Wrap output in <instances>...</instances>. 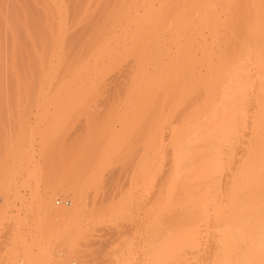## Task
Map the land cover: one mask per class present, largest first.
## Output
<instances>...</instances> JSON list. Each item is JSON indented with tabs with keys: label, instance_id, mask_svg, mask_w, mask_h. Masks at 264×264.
Segmentation results:
<instances>
[{
	"label": "rangeland",
	"instance_id": "obj_1",
	"mask_svg": "<svg viewBox=\"0 0 264 264\" xmlns=\"http://www.w3.org/2000/svg\"><path fill=\"white\" fill-rule=\"evenodd\" d=\"M47 1L0 0V264H264V0Z\"/></svg>",
	"mask_w": 264,
	"mask_h": 264
},
{
	"label": "bare ground",
	"instance_id": "obj_2",
	"mask_svg": "<svg viewBox=\"0 0 264 264\" xmlns=\"http://www.w3.org/2000/svg\"><path fill=\"white\" fill-rule=\"evenodd\" d=\"M45 2H46V4H48V1L47 0H45ZM45 2H43V3H45ZM58 2H60V1H58ZM62 2H64V1H62ZM27 3H30V2H27ZM99 4V3H98ZM25 5H26V2H25ZM41 5H43V4H41ZM40 5V6H41ZM28 5H26V7H27ZM29 6H30V4H29ZM94 6H96V5H94ZM32 7V6H31ZM47 7H49V6H47ZM46 7V9H45V11L48 9ZM155 8V7H154ZM37 9V8H36ZM142 9V8H141ZM39 10H40V8H39ZM89 10H91V9H89ZM139 10V9H138ZM32 12H33V10H31ZM34 11H35V9H34ZM28 12H29V10H28ZM32 12H30L31 13V15L33 16V14H36V13H32ZM37 12V11H36ZM41 14H42V8H41V11H39ZM39 13V14H40ZM46 13V12H45ZM92 13V12H91ZM98 13V12H97ZM96 13V14H97ZM39 14H36V16L34 15V17L33 18H35V17H37V15H39ZM40 14V15H41ZM137 14H138V12H137ZM98 15V14H97ZM42 16V15H41ZM98 17H99V15H98ZM38 18H41V17H38ZM32 19V18H31ZM37 18H35V20H36ZM34 20V21H35ZM33 21V22H34ZM37 21H39V20H37ZM37 21H35L36 22V24H37ZM32 22V23H33ZM140 22V21H139ZM93 25H94V23H92ZM96 26V25H95ZM165 54V53H164ZM166 58V57H165ZM135 60H136V58H134ZM133 60V59H132ZM157 61V60H156ZM161 61V60H160ZM164 61V60H163ZM137 62V61H136ZM168 62V61H167ZM170 62H172V61H170ZM140 63V62H139ZM169 65H177V64H175V62H172V63H166V64H164V63H161V64H159L158 66H160V67H158L159 69H162L163 67H165V66H169ZM92 66V65H91ZM131 66V65H130ZM157 66V65H156ZM103 67V66H102ZM127 67V66H126ZM154 67V66H153ZM157 68V67H156ZM90 69V68H89ZM130 69V68H129ZM134 69V68H133ZM155 69V68H154ZM166 69V68H165ZM92 70V69H91ZM122 70V69H121ZM157 70V69H156ZM169 70V69H168ZM85 71H86V69H85ZM129 71V70H128ZM131 71H132V69H131ZM137 71V70H136ZM158 71V70H157ZM87 72H91L90 70H88V68H87V71L85 72V73H87ZM208 72V71H207ZM78 73V72H77ZM124 73V72H123ZM154 73V72H153ZM164 73V72H163ZM84 74V73H83ZM83 74L81 73V75H82V77H83ZM125 74H126V72H125ZM128 74H130V73H128ZM131 74H132V72H131ZM91 74H88V77L90 76ZM127 75V74H126ZM125 75V76H126ZM152 75V74H151ZM154 75V74H153ZM202 75V74H201ZM117 76H119V75H117ZM164 76V75H163ZM203 76V75H202ZM202 76H199V77H197V80L196 81H192V84H193V87H194V85L198 82V80L199 81H202L203 80V77ZM127 77V76H126ZM125 77V78H126ZM165 77V76H164ZM75 78H77V77H75ZM87 77H84V79H85V81H87L88 79H86ZM89 78H91V77H89ZM113 78V77H112ZM122 78V77H121ZM92 80H94L93 78H91ZM90 79V80H91ZM79 80H81V79H79ZM107 80V79H106ZM112 80V79H111ZM85 81H81V82H79L80 84L79 85H84V83H85ZM95 81V80H94ZM114 81V80H113ZM112 81V82H113ZM115 81H117V80H115ZM123 81H125V79L123 80ZM87 82H89L90 84L92 83L91 81H87ZM102 82V81H101ZM108 82V81H107ZM110 82V81H109ZM108 82V83H109ZM83 83V84H82ZM96 83V82H95ZM125 83H127L126 81H125ZM86 84V83H85ZM102 84H104V83H102ZM112 84V83H111ZM110 84V85H111ZM115 84H116V82H115ZM115 84H113V86H112V88H114V91H115V87L114 86H116ZM120 84H121V82H120ZM91 85H93V84H91ZM106 85V84H105ZM117 85H119V82H118V84ZM127 85V84H126ZM126 85H125V88H126ZM129 85V84H128ZM177 86H179L178 84H176ZM86 86V85H85ZM85 86H83V87H85ZM83 87H81L80 86V91L81 90H84V91H82V92H85V89L86 88H84V89H82ZM93 87V86H92ZM102 87V86H101ZM105 87V86H104ZM104 87H102V88H104ZM122 87V86H121ZM128 87H130V85L128 86ZM184 87V86H183ZM88 88V87H87ZM110 88V87H109ZM117 88V87H116ZM144 88V87H143ZM180 88H182V87H180ZM94 89V88H93ZM93 89H92V91H93ZM101 89V88H100ZM106 89V88H105ZM108 89V88H107ZM120 89V88H119ZM119 89H117L118 91L117 92H121V91H119ZM122 89H124V88H122ZM142 89V88H141ZM86 90H88V89H86ZM130 90V89H129ZM128 90V91H129ZM134 90V89H133ZM104 91V90H103ZM107 91V90H106ZM111 91V90H110ZM112 91H113V89H112ZM122 91H126V90H122ZM192 92H191V94H190V97L188 98V100L186 101V103H185V107H182V110H183V112H182V115L180 116V117H184L185 119H187V120H189V118H190V115L194 112V110H193V108H194V106H199V105H195V100H198V99H202L203 98V96L205 97V95H203V94H209V96L211 97V98H213V97H215L216 96V94H217V92L216 93H214V92H212V90H211V92L210 91H205V92H203V90H201L200 89V87H194V90H191ZM116 92V91H115ZM142 92V91H141ZM163 92V91H162ZM181 91H180V89L178 88V87H175L174 89L172 88L171 89V92L169 91V93H170V96H168V98L167 99H169L170 97H173V96H171L172 94L174 95V94H178V93H180ZM184 92V91H183ZM92 93V92H91ZM96 93V92H95ZM122 93L123 92H121V95H122ZM125 93V92H124ZM124 93H123V95H124ZM127 93V92H126ZM130 93V92H129ZM135 93V92H134ZM169 93H168V95H169ZM186 93V92H185ZM190 93V92H189ZM89 94V93H88ZM87 94V95H88ZM105 94H107V92L105 93ZM128 94V93H127ZM136 94H138L139 95V93H136ZM166 94V93H165ZM183 94V93H182ZM115 95H116V93H115ZM122 95V96H123ZM126 96V95H125ZM124 96V97H125ZM165 96V95H164ZM86 97V96H85ZM84 97V98H85ZM121 97V96H120ZM174 97H175V95H174ZM177 97H178V95H177ZM83 98V97H82ZM88 98V97H87ZM160 98V97H159ZM179 98V97H178ZM216 98V97H215ZM166 99V100H167ZM85 100V99H84ZM138 100H140V98L138 99ZM171 100V99H170ZM175 100H176V98H175ZM180 100H182V99H180ZM137 101V100H136ZM158 101V100H157ZM160 101V100H159ZM163 101V100H162ZM178 101V100H177ZM169 102V101H168ZM174 102V101H173ZM194 102V103H193ZM197 102V101H196ZM170 103V102H169ZM193 104L194 106H193V108H191V105L189 106V104ZM165 104H167L166 102L164 103V105L162 106V107H160L159 106V108H162L163 109V113H164V110H165V108H166V106H165ZM82 105V104H81ZM80 105V106H81ZM158 105V104H157ZM138 106V105H137ZM156 106V105H155ZM165 106V107H164ZM168 106H169V104H168ZM81 108V107H80ZM86 109V108H85ZM85 109H84V111H85ZM167 109V108H166ZM197 110V109H196ZM152 111H154L153 109H152ZM151 111V112H152ZM198 111V110H197ZM200 111V110H199ZM201 111H202V108H201ZM156 112H158V111H156ZM167 112V111H166ZM154 113V112H153ZM197 113V112H196ZM165 114V113H164ZM169 113H167V115H168ZM178 114H181V113H178ZM177 114V115H178ZM200 114V113H199ZM153 115H155V113L153 114ZM193 115V114H192ZM156 116V118H157V116H159V115H155ZM152 117V116H151ZM151 117H149V118H151ZM166 117V116H165ZM182 117V118H183ZM191 117H193V116H191ZM153 118V117H152ZM155 118V119H156ZM161 118H163V115H162V117ZM164 119V118H163ZM162 119V120H163ZM171 120H172V118H170ZM175 119V118H174ZM178 119V118H177ZM149 120V119H148ZM147 120V122H149ZM168 120V119H167ZM180 120V119H179ZM183 119H181V122H185V121H182ZM152 122H154V121H152ZM160 122V121H159ZM176 122V121H175ZM174 122V123H175ZM181 122H179V123H181ZM189 122V121H188ZM225 122V121H224ZM83 123V122H82ZM163 123V122H162ZM178 123V124H179ZM187 123V122H186ZM185 123V124H186ZM221 123H223V122H221ZM154 125V129H153V131L154 130H156V129H158V130H160L159 128H162V127H164V126H162V127H159L158 128V126H160L159 124H158V122H156V123H153ZM166 124V123H165ZM169 124V123H168ZM170 124H172V123H170ZM169 124V125H170ZM176 124V123H175ZM147 125V124H146ZM149 125V124H148ZM147 125V126H148ZM162 125V124H161ZM184 125V124H183ZM217 125V124H216ZM166 127H167V125H165ZM182 126V125H181ZM80 127V126H79ZM83 127V126H82ZM86 127V126H85ZM146 127V126H145ZM80 129V128H79ZM84 130H85V128H84ZM157 131V130H156ZM155 131V132H156ZM142 132H144V131H142ZM150 132V131H149ZM159 132V131H158ZM164 132V131H163ZM84 133H85V131H84ZM145 133V132H144ZM154 134V133H153ZM163 134V133H162ZM158 135V134H157ZM144 136H146V135H144ZM156 136V135H155ZM160 136V135H159ZM159 136H158V138H159ZM154 137V136H153ZM163 137V136H162ZM155 139V138H154ZM161 139V138H160ZM84 142V141H83ZM160 142V141H159ZM83 145V144H82ZM212 145V144H211ZM210 145V146H211ZM155 146V145H154ZM154 146H153V148H154ZM213 146V145H212ZM158 148V147H157ZM211 154H213L214 155V152L211 150V149H209V150H207V152L205 153V154H203V156H202V158L201 159H203V158H207V157H209ZM212 156V155H211ZM208 172H209V169H208ZM202 189V188H201ZM201 189H198V190H196L197 191V193L199 194L200 192H201ZM225 190H227V189H225ZM224 191V190H223ZM191 192V191H190ZM196 193V192H195ZM195 193H189V194H186L187 196V198H186V200L188 201H190L194 196H195ZM196 193V194H197ZM78 198V197H77ZM189 198V199H188ZM81 200V199H80ZM70 204H71V202H70ZM71 213V212H70ZM73 213H76V212H73ZM240 213H242V212H240ZM67 214L68 213H66V212H63V213H60L59 214V219H63V218H65L66 216H67ZM74 215V214H73ZM69 216V215H68ZM236 238H237V236H236ZM233 239V238H232ZM73 245V244H72ZM71 248V247H70ZM69 248V249H70ZM241 247H239V249H240ZM48 249H50V248H48ZM75 250V249H77L76 247H72V249L71 250ZM128 250V249H127ZM127 250H123V251H117V256L115 255V257L112 259V256L114 255H112L110 258H108L107 259V262H102V263H100V264H130V263H128V260L126 259V253H127ZM52 255V254H51ZM51 255H48V253H47V256L45 255L41 260H40V264H51ZM62 255H60V257H61ZM129 261H130V259H129ZM254 262V261H253ZM253 262H252V260H249V261H247V263L246 264H253ZM74 263H76V262H74ZM73 262H72V264H74ZM77 264V263H76Z\"/></svg>",
	"mask_w": 264,
	"mask_h": 264
},
{
	"label": "built area",
	"instance_id": "obj_3",
	"mask_svg": "<svg viewBox=\"0 0 264 264\" xmlns=\"http://www.w3.org/2000/svg\"><path fill=\"white\" fill-rule=\"evenodd\" d=\"M58 205H62V206H70V202L69 201H58L57 202ZM76 264V263H74Z\"/></svg>",
	"mask_w": 264,
	"mask_h": 264
}]
</instances>
